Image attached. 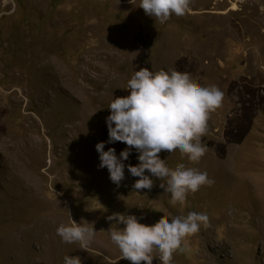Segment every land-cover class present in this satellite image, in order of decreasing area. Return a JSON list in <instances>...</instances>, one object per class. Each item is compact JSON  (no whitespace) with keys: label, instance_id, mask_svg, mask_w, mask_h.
Instances as JSON below:
<instances>
[{"label":"rangeland","instance_id":"1","mask_svg":"<svg viewBox=\"0 0 264 264\" xmlns=\"http://www.w3.org/2000/svg\"><path fill=\"white\" fill-rule=\"evenodd\" d=\"M139 0H0V264H130L108 230L112 213L161 219L206 212L210 227L188 238L172 264H264V0H192L191 11L155 22ZM140 68L188 72L215 85L222 106L210 115L193 164L162 151L167 165L206 171L214 183L183 206L155 180L117 187L99 168L111 101L125 97ZM122 142L106 144L119 153ZM133 149L125 164L135 166ZM146 174H148L146 172ZM94 222L86 250L57 227ZM154 264H159L153 257Z\"/></svg>","mask_w":264,"mask_h":264},{"label":"clouds","instance_id":"2","mask_svg":"<svg viewBox=\"0 0 264 264\" xmlns=\"http://www.w3.org/2000/svg\"><path fill=\"white\" fill-rule=\"evenodd\" d=\"M133 3V0H129ZM192 0H139V7L155 22L164 24L172 16L182 17L191 11ZM129 95L114 98L108 106L106 117L108 140L98 142V167L106 168L110 181L117 187L125 179V168L133 177H138L132 188L151 190L154 178L163 181L159 186L169 193L172 205L183 206L189 194L197 193L214 180L206 171L187 167L180 163L173 170L160 153H176L181 158L197 164L205 156L208 147L202 137L208 132L210 115L222 106L223 93L215 85L200 86L188 72L176 69L152 71L148 68L136 70L127 82ZM122 142L127 147L119 153L106 144ZM133 149L138 153V163L125 164ZM146 172L148 174H146ZM143 217L112 213L107 220L122 225L108 230L110 239L123 258L130 264H172L173 255L184 251L186 240L201 228L208 229L206 212H189L186 216L161 219L146 225L139 221ZM77 223L69 213V223H61L56 234L64 243H77L88 249L98 231L94 222ZM64 264H83L79 256L64 257Z\"/></svg>","mask_w":264,"mask_h":264}]
</instances>
